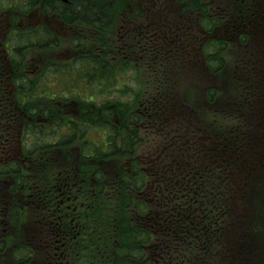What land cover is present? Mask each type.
<instances>
[{"label":"trees","instance_id":"trees-1","mask_svg":"<svg viewBox=\"0 0 264 264\" xmlns=\"http://www.w3.org/2000/svg\"><path fill=\"white\" fill-rule=\"evenodd\" d=\"M175 2L182 6L183 16L202 12L206 25L211 27L208 34L213 32L214 24L207 15L204 0ZM130 7V0H73L65 14L72 21L109 33L116 21L114 15L130 14ZM160 41L156 38L155 43ZM225 45L215 40L208 51L207 69L203 65L200 69L208 70L217 80L215 88L207 93L208 105L216 108L218 125L222 118L233 121L221 141L223 148L219 158L223 167L219 166L220 173L222 170L227 173L225 180H218L207 193L187 194V191L180 195L188 180L181 176L182 170L178 171L177 166L184 168V163L174 158L181 157L175 154L171 156L175 164L167 163L157 170L158 174H176L182 179L169 182L173 185L171 190L175 189L172 196L156 193L151 204L144 195L135 194L146 176L137 172L136 180L120 171L123 184L117 187L115 195L111 193L101 200L99 194L105 190L102 192L103 186L99 188L97 180L104 173L97 170V166L94 169L88 166L85 180L95 179L94 184L97 183L95 193L87 196L90 207L93 206L79 219L88 222L86 238L91 254L88 264H264V61L260 64L257 57L252 62L243 59L235 68H230L222 56ZM158 55L165 58L161 62H189L185 53L177 57L173 53L162 55L154 51L153 58ZM111 65L95 57L86 63L82 73L92 81L103 75L109 78L113 76ZM225 94L231 95V99L222 98ZM113 130L115 134L109 138L108 148L98 152V156L107 159L132 153L137 133L124 126ZM210 174L208 172L207 176ZM202 181L201 189L205 192L208 186L204 179ZM0 201L8 206L9 196L0 197ZM61 224L66 226L64 220ZM154 225L155 231L151 233L148 227ZM161 232L165 236L164 243ZM0 253L10 254L4 245L0 246ZM13 261L18 264L16 257H12L9 264Z\"/></svg>","mask_w":264,"mask_h":264},{"label":"rangeland","instance_id":"rangeland-1","mask_svg":"<svg viewBox=\"0 0 264 264\" xmlns=\"http://www.w3.org/2000/svg\"><path fill=\"white\" fill-rule=\"evenodd\" d=\"M131 2V0H130ZM231 2L233 4H235V2L233 0H231ZM153 3H157L155 0L153 1ZM238 3V2H237ZM238 6L240 7V5L238 4ZM238 10V8H237ZM211 17H212V12H210ZM115 17V23H114V32L112 33V35L110 37H112L113 40V44L111 45L112 48L113 46H116L118 43L121 44H125V43H130L132 42V39L130 38V36L127 33H124V31H126V29L128 27H134L131 24H127L124 28L122 27V21H121V17L120 14H116L114 15ZM257 22H261L260 20H256ZM235 22H230L229 26H222L220 29L217 30L218 34H225L223 35V39H225L226 41V45L224 46V51L222 52V56L225 57L226 62H227V66H229L230 68L233 67L235 68V65L237 66L238 64H240V62L243 60V58L245 56H243V50L247 47L254 46V47H258V44L253 41L254 44H251L252 42H250L249 40V44L247 47H242L239 45V43L237 42L236 37H234L233 35H227L225 32L227 29H229L231 31L232 29V25H234ZM227 28V29H226ZM226 29V30H224ZM231 34V33H230ZM89 37L92 36V33L88 34ZM119 36H124L125 38L120 39ZM222 39V38H221ZM250 39L252 40L253 37H250ZM105 41V39H104ZM109 40L107 39V43ZM200 39H198L197 42V47H199L200 44ZM61 43H62V47L64 50L65 47L67 46V40L61 38ZM102 43V41H101ZM89 44V52H93L97 50V47H99L96 42H94L93 40H90L88 43ZM262 46V44H259V47ZM86 48V47H85ZM193 47H186L185 51L189 52ZM259 50V49H258ZM61 52V50L59 51ZM59 52H57V55L59 54ZM178 52H174L173 54L175 56L178 57ZM258 53V52H257ZM47 56V55H45ZM134 56V55H132ZM137 55H135L136 57ZM221 56V55H220ZM253 58L256 59L259 58L258 56H256V54L252 55ZM55 58V57H54ZM121 61V59L119 60ZM180 63L182 65H185V63L183 62H177ZM176 65V63L174 64ZM169 67V74L166 75V81L167 84L165 85V90L166 93L169 95V100L174 99L175 97H192V96H196L197 92H199V87L202 86V84L198 85H193V84H183L181 85L180 82H178L177 84H174L173 82L176 81V72L174 70V66L173 67ZM156 70L158 72H160L161 74H165L167 73V71L164 70H160L159 68H156ZM181 72L185 71V68H181L180 69ZM113 72V76L112 78H107L106 75H103L104 78L99 80V85L103 86V90H100L101 92L99 93L98 91V85L97 86H90L88 89V93H85V98H91L88 100H85L86 102L80 101V105H88V106H92V109H96L99 107H103L106 106V111H109L112 109V107L115 106H111L112 104L116 105L115 109L118 108V110L116 109V120H120L117 122V124H124V122H126V120H128L129 117V113H140V115H147V113H145V110L139 108V105H145L147 103V101L149 100V98L156 93L157 91H161L164 83L163 81L159 82V80L156 77L152 76L155 74V71L152 70L151 68L148 67H144V64L140 65V66H130L129 68H122V67H117L114 68ZM56 74L60 75L59 72H54L53 76L54 77ZM49 76V75H47ZM63 78L65 81L70 82V89L74 92L77 91L78 87H81L83 85V83H81V78H78L77 76H65L63 75ZM34 79V78H33ZM39 79L35 78L33 80V82L31 83L30 86H32L33 89L36 88V84H33L35 81L38 82ZM48 80H50L48 77L47 78H43L41 82V84L44 86L45 84H47ZM51 83H54V85H52V89L48 88V85L46 87L47 90L52 91L54 93L57 92H63L65 91L66 94L68 95V98L73 97L72 94L69 93L68 88H65L62 86L61 81L58 80H50ZM40 86V85H39ZM101 86V88H102ZM175 87V88H174ZM173 88L175 89L174 92ZM27 93H34V91L32 90H26ZM42 89L40 90L41 95H43L42 93ZM64 95V94H62ZM233 96V95H232ZM227 99L230 98L231 96L229 95L228 97H226ZM195 100H199V97L194 98ZM196 102V101H195ZM194 103V101H193ZM192 102H187L186 103V107L189 111V113H186L185 111L182 112V115L186 117V121H184L182 123V121L177 122V123H173V124H169L167 122L160 123L158 124V126H164L163 127V132H159V130L157 128L153 129L154 132V138L159 137L158 138V142L157 143H162V141H160L162 138H164L166 135L168 137H170V139L174 138V137H184V151L183 154L181 156V162L183 163L185 160L192 158L194 159V156L198 155L201 156L203 159L197 163L196 165L198 166V170L199 172H205L208 173L210 172L212 176L218 178V175L220 174V167L218 165H213L212 164V160L213 159H219L220 154H221V149L223 148V146L221 145V141H223L224 135L226 134V132H228L229 129H231V126L233 125V121L231 122L230 119L227 120H223L224 118L221 119L220 125L216 124L215 122V118L217 117V114H212V116H207L206 114L201 113L200 111L195 112L193 110L192 105H194ZM159 107H155L153 109H150L148 111L149 115L150 113H152L153 115L155 113L160 115V107L162 106V104H158ZM227 106V105H226ZM225 106V109L227 110L228 107ZM196 109V108H195ZM97 114H99L98 112H96ZM97 114L92 113L90 115V120L91 121H95L97 118ZM113 114V112L110 114V116ZM103 114H99V116H101ZM104 116V115H103ZM144 117V116H142ZM78 121L81 119V117H77ZM101 120L97 121V124L100 126H104L106 127V129H110L109 127H111V124L108 122H105V120L107 118H103L100 117ZM113 121V124H115V121ZM111 121V123H112ZM191 121V122H190ZM227 121V122H226ZM103 127V128H104ZM102 128V129H103ZM99 129V128H98ZM100 131V130H99ZM112 131V130H111ZM101 132H103L101 130ZM104 136L103 133H101V137L98 134H91L90 135V140L91 142L93 141H97L100 142L99 140L102 139V137ZM139 136V150L142 149L143 147H151V141L149 139H147L145 133H140ZM95 143V142H93ZM150 143V144H148ZM156 143V144H157ZM210 143L214 146L213 148L210 147ZM96 144V143H95ZM71 145H78L79 147H81L82 144H76V143H72ZM98 146V145H95ZM65 154H67L68 156L72 157L76 154V150L68 148L65 151ZM63 154V152H58L57 155H61ZM57 170L55 169L54 171L50 172V171H43V174H56ZM184 173H187L186 171ZM197 179H199V175L197 177ZM201 183V186H203V181H199ZM207 202V201H205ZM18 217L21 221V224L26 223L28 221L32 222L34 215L30 212V210H23L21 213H18ZM23 242L21 241V239H19V237H16L14 240H11L10 244L9 243H5L4 244V248L8 247L9 249H11L13 255L17 256V257H22L24 255L27 256V254H29V247L27 245H22ZM82 249L83 251L85 250V247L81 245V247L78 249V251ZM79 255H77V263H82L84 262V258L87 257L85 253L81 252L78 253ZM90 252L88 257H90ZM2 254H0V264H9V260L6 258H2ZM68 257V256H67ZM82 257V258H80ZM12 257H10L11 259ZM11 264V263H10Z\"/></svg>","mask_w":264,"mask_h":264},{"label":"flooded vegetation","instance_id":"flooded-vegetation-1","mask_svg":"<svg viewBox=\"0 0 264 264\" xmlns=\"http://www.w3.org/2000/svg\"><path fill=\"white\" fill-rule=\"evenodd\" d=\"M6 1V3H5ZM53 0H0V150L5 160L12 159L7 164L8 170H14L19 163H22V168L19 174L23 172L24 177H28L26 183H22L16 189L12 196L17 194L18 189L23 191H33L31 196L35 197L32 202L35 213V224L33 229V239L38 243L41 250V243L44 240L43 253L45 257H53L48 246L52 243V232L43 234L47 228L42 220V212L55 211L53 207L44 204L41 200V180L40 168L42 165V152L40 141H31V134L29 128L36 123L33 121L42 115L41 100L39 97L34 98L33 110L27 104V99L30 97L21 93L23 84L27 81L29 75H36L42 66H58L59 63L48 60L45 56L40 54L42 50L41 40L44 39L46 50L62 49L61 41H58L57 33H69L71 28L61 22L56 14L57 7L53 5ZM264 3V0H263ZM35 10L40 14H31ZM29 12V13H26ZM58 27L60 29H58ZM75 55L74 49L71 46H66L64 52L61 51L60 58L71 59ZM14 69L16 71H14ZM20 70V72H19ZM19 86L17 95V103L14 94L10 91L9 86ZM80 111L77 112L79 114ZM50 116L54 118L56 114L53 110H49ZM5 120V122H3ZM45 121H47L45 119ZM40 122V121H39ZM53 124V120H51ZM16 124L20 125V138L18 144L14 145L16 139ZM55 124V123H54ZM57 124V123H56ZM8 126V128H4ZM41 128V127H40ZM25 132V144L27 149L33 147L34 151L25 153L22 148L21 137ZM121 144V138L118 136ZM19 152L21 159L18 158ZM131 161L134 159H130ZM17 161V162H16ZM0 177H9L8 171H5ZM32 173V174H31ZM34 178V182H31ZM5 189L9 188V181L2 180ZM81 182H84L82 179ZM74 176L70 175L64 187L53 185L50 189V194L54 195L56 191H60V195H70L71 189L75 186ZM150 193L153 192V183L149 186ZM60 204H65L64 200ZM60 209V205H57ZM6 232V229H2ZM26 264V263H23Z\"/></svg>","mask_w":264,"mask_h":264}]
</instances>
